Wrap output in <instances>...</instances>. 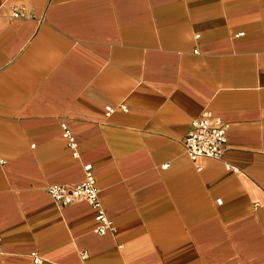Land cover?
Masks as SVG:
<instances>
[{"label": "crops", "instance_id": "0c3cea01", "mask_svg": "<svg viewBox=\"0 0 264 264\" xmlns=\"http://www.w3.org/2000/svg\"><path fill=\"white\" fill-rule=\"evenodd\" d=\"M84 164L114 232L47 193ZM0 264H264V0H0Z\"/></svg>", "mask_w": 264, "mask_h": 264}, {"label": "built area", "instance_id": "2783aa9c", "mask_svg": "<svg viewBox=\"0 0 264 264\" xmlns=\"http://www.w3.org/2000/svg\"><path fill=\"white\" fill-rule=\"evenodd\" d=\"M11 17H27L28 12L24 5L12 4L9 7ZM111 110L108 109L107 112ZM228 124L221 121L210 110H203L201 114L194 118L183 138L184 153L191 159L197 157L220 158L226 142V130ZM63 137L72 151V155L77 157V142L62 124ZM84 180L77 185L51 184L47 186V193L58 206H65L74 202L85 201L95 210L96 226L93 231L98 235H104L107 232H114L115 227L109 219L98 198V188L95 185V176L92 172L91 164L83 165ZM85 257L84 252L81 253ZM40 262L38 256H34V263Z\"/></svg>", "mask_w": 264, "mask_h": 264}]
</instances>
